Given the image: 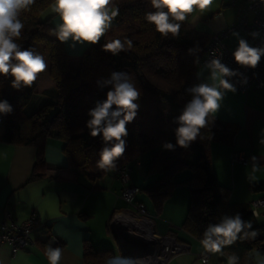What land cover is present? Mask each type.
<instances>
[{"label": "trees", "instance_id": "obj_1", "mask_svg": "<svg viewBox=\"0 0 264 264\" xmlns=\"http://www.w3.org/2000/svg\"><path fill=\"white\" fill-rule=\"evenodd\" d=\"M54 0H35L27 10H21L18 18L24 24L21 36L14 38L22 49L32 48L43 53L48 60L47 74L53 87L40 93L46 99L35 109L27 106L37 84L11 87L10 76L0 75V100H7L13 107L10 114H0V141L15 145H29L36 149L35 161L29 180L44 173V146L50 139L61 142V150L67 166L79 171L91 170L94 178L102 176L104 169L98 167L99 152L105 145L102 137H91L86 122L89 109L98 100L106 99L111 86L101 87L112 72H127L141 91L140 105L135 119L126 125L128 135L123 156L114 161L115 170L141 154H148L147 172L157 174L155 182L143 188L152 201L155 214L180 184L174 176L183 170L189 177L183 182L189 188V203L182 222V229L201 241L209 224L220 223L225 216L241 214L244 221L252 223L257 230L255 238L240 239L222 249L227 258L235 255L237 264H256L251 254H257L264 264V223L251 213L248 203L230 202L229 190L221 186L214 173L210 154L212 141L231 144L237 131L233 123H222L209 116V124L200 130L197 139L183 148L176 144L172 130L174 118L179 116L191 99L186 89L192 87L190 80L203 56V47L210 34L195 29L187 19L180 23L179 34L162 36L149 24L145 14L156 11L150 0H113L118 9L115 23L100 41L89 44L81 53L70 56L53 30L52 15L43 13ZM122 40L126 47L117 55L103 50L109 41ZM131 40L129 46L127 41ZM189 49H193L190 53ZM100 81V85L97 84ZM175 106L178 114L172 110ZM178 127V124H176ZM171 143L173 149L163 145ZM253 192L264 193V182L250 184ZM46 245V244H45ZM47 246V245H46ZM54 248V247H53ZM109 249L95 250L85 244V264H107L112 258Z\"/></svg>", "mask_w": 264, "mask_h": 264}, {"label": "crops", "instance_id": "obj_2", "mask_svg": "<svg viewBox=\"0 0 264 264\" xmlns=\"http://www.w3.org/2000/svg\"><path fill=\"white\" fill-rule=\"evenodd\" d=\"M235 1L236 5H231L230 0H213L211 7L203 12L195 10L186 19L195 29L212 34L238 20V3L242 0ZM53 3L48 8H52ZM48 14L52 15L51 23L58 29L62 23L59 14L53 11ZM239 35L245 39L244 33ZM63 43L70 56L78 55L90 44L71 39ZM227 44L231 49H236L237 37L231 35ZM38 53L48 67L46 56L40 51ZM203 66L196 67L190 80L192 87L200 83H214L209 78L210 71ZM201 70L203 75L197 78L196 73ZM35 82L38 91L32 96L30 110L47 98L40 92L53 87L47 68L38 74ZM210 117L237 126L231 144L219 141L210 144L212 167L218 183L229 190V201L249 204L253 199L264 197L263 192L250 189V184L264 182V143H260L264 139V87L253 88L246 93L236 87L234 92L227 91L218 112L210 114ZM236 150L246 153L245 165L233 158ZM35 153L33 146L0 141V221L7 209L16 222L23 221L31 213H36L42 222V226L33 233L32 245L12 251L9 245L0 244V264H49L45 254L49 245L61 248L59 264H85V244L95 250L109 249L113 257H123L108 229V222L114 211H132L133 206L117 197L122 183L116 177V170H105L102 176L94 178L91 170L69 168L61 142L50 139L44 146L43 176L30 181ZM252 156L257 158L256 171L252 169ZM148 161L149 156L144 153L128 163L131 168L129 184L140 189L135 199L142 202L153 215L159 234L172 232L177 240L189 245V253L175 256L169 264H200L198 255L205 251L201 242L181 227L190 197L188 185L183 183L189 177V171H180L181 177L174 176L180 184L172 190L156 215L152 201L142 190L157 178V174L147 172ZM256 218L264 223V207L259 209ZM250 256L256 264H261L260 257ZM222 257L221 253H210L207 264H223Z\"/></svg>", "mask_w": 264, "mask_h": 264}, {"label": "clouds", "instance_id": "obj_3", "mask_svg": "<svg viewBox=\"0 0 264 264\" xmlns=\"http://www.w3.org/2000/svg\"><path fill=\"white\" fill-rule=\"evenodd\" d=\"M35 0H0V75L10 76L11 87L21 90L22 86H31L38 74L47 68L44 58L32 48L22 49L14 38L21 36L24 24L18 18L21 10H27ZM151 6L156 10L145 14L146 21L154 25L155 30L162 36L169 33L174 36L179 34L180 23L195 10L205 11L213 4V0H150ZM113 0H54L52 11L59 14L62 23L58 29L53 30L60 42L71 39L74 42H88L96 44L110 27L112 20L118 15V9L113 7ZM238 44L233 51L234 61L240 65L255 69L264 57V47H253L248 41L233 33ZM253 37L258 32L251 33ZM131 45V40L127 41ZM103 50L117 55L124 49V44L115 39L107 42ZM193 49H189L191 53ZM213 58L206 61L204 68L210 71V79L214 82L200 83L186 89L191 93V99L185 104L180 115L173 122L178 124L175 129L176 144L187 148L195 141L200 130L209 124L210 114H216L221 106V101L227 91H235L229 79L239 73L230 69L213 52ZM223 55L222 53L220 54ZM199 64V58L194 62ZM203 75V70L196 73L197 78ZM100 85V81H97ZM110 85L106 99L98 100L95 107L89 109L87 115L90 119L86 122L91 137L101 136L105 145L100 152L98 167L107 171L115 169L114 161L123 156L126 149L128 135L126 125L137 116L139 104L137 101L141 91L132 82L127 72H112L109 79L103 81L101 87ZM226 90V91H222ZM13 112L12 105L5 99L0 100V114ZM264 143V139L260 141ZM165 149H173L171 143L163 145ZM252 169H257V158L252 156ZM259 215V213H254ZM252 229L250 221H244L240 213L235 216H225L220 223L209 224L201 239V244L206 253H221L222 249L240 239L255 238L257 230ZM49 264H59L62 256L60 247L47 246L45 252ZM238 257H228L229 264H237ZM107 264H131L123 257H112ZM207 264V259L204 260Z\"/></svg>", "mask_w": 264, "mask_h": 264}, {"label": "built area", "instance_id": "obj_4", "mask_svg": "<svg viewBox=\"0 0 264 264\" xmlns=\"http://www.w3.org/2000/svg\"><path fill=\"white\" fill-rule=\"evenodd\" d=\"M236 5L235 0H230ZM240 15L236 22L231 23L219 31L210 34L208 42L203 47V56L198 65H204L213 58V52L221 62L239 74L229 79L240 92L246 93L250 89L264 87V57L255 69L238 65L232 56L235 49L227 44V39L235 33H244L245 39L253 47H264V0H242L238 3ZM258 32L253 37L251 33ZM223 54L222 56L220 54ZM233 158L245 165L247 156L243 150H236ZM122 187L117 197L133 206L132 211L117 210L111 215L108 229L115 238L120 253L131 264H169L179 254L189 253V245L176 239L171 233L159 234L154 226L153 215L149 214L145 205L135 199L140 189L129 184L131 168L129 164L120 166L115 171ZM251 213H259L264 207V197L253 199L249 203ZM42 226L40 217L31 213L26 219L16 222L9 211L4 210L0 221V244H7L12 251L23 249L34 243L33 233ZM127 233L129 240L123 238ZM210 253L205 251L198 255L200 264L209 258ZM223 264H229L228 258L222 254Z\"/></svg>", "mask_w": 264, "mask_h": 264}, {"label": "rangeland", "instance_id": "obj_5", "mask_svg": "<svg viewBox=\"0 0 264 264\" xmlns=\"http://www.w3.org/2000/svg\"><path fill=\"white\" fill-rule=\"evenodd\" d=\"M52 11V8H48L44 13H43V17L44 16H46L49 12H51ZM115 23V20L113 19L112 20V22H111V25L110 26H112L113 24ZM103 37V36H102ZM101 37V38H102ZM123 44H124V42L122 41V40H120ZM124 47H126L125 46V44H124ZM38 50V48H36V51ZM39 52V51H38ZM31 103V102H30ZM30 103L27 105L28 107H30ZM172 110L175 112V113H177L178 114V109L175 107V106H173L172 107ZM177 128V125L176 124H173L172 125V130H174L175 131V129ZM183 171H185V172H183ZM182 172L183 173H188V170H183ZM181 174H180V172H178L177 174H176V176L175 177H181L180 176ZM148 212V211H147ZM149 213V212H148ZM150 214V213H149ZM154 221V220H153ZM114 249H115V247H114ZM114 251H116V250H114ZM213 254V253H212ZM253 255H255L256 257H259L257 254H253Z\"/></svg>", "mask_w": 264, "mask_h": 264}, {"label": "water", "instance_id": "obj_6", "mask_svg": "<svg viewBox=\"0 0 264 264\" xmlns=\"http://www.w3.org/2000/svg\"><path fill=\"white\" fill-rule=\"evenodd\" d=\"M123 238L125 239V240H129V236H128V234L127 233H123Z\"/></svg>", "mask_w": 264, "mask_h": 264}]
</instances>
